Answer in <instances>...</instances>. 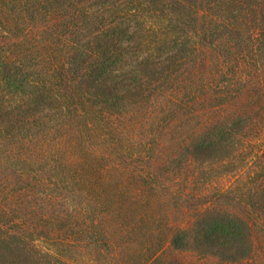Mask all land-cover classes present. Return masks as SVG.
Returning <instances> with one entry per match:
<instances>
[{
	"label": "trees",
	"instance_id": "16d2710c",
	"mask_svg": "<svg viewBox=\"0 0 264 264\" xmlns=\"http://www.w3.org/2000/svg\"><path fill=\"white\" fill-rule=\"evenodd\" d=\"M262 129L264 0H0V219L51 210L50 264H264Z\"/></svg>",
	"mask_w": 264,
	"mask_h": 264
},
{
	"label": "rangeland",
	"instance_id": "374dc122",
	"mask_svg": "<svg viewBox=\"0 0 264 264\" xmlns=\"http://www.w3.org/2000/svg\"><path fill=\"white\" fill-rule=\"evenodd\" d=\"M229 111V110H228ZM225 112V113H224ZM203 124L202 127L208 125V123L214 119L217 118L221 114L222 118L226 117L227 110L225 111V108L220 109H210L207 112H203ZM209 121V122H208ZM262 132V133H261ZM261 139L255 140L253 142L254 145H259L262 143L261 141L264 140V129L261 130ZM246 153H249L247 151ZM239 176L225 174L224 176H221V178H218V180L214 179V184L210 185V187L207 189H210L213 191L215 190V187L222 188V187H229L235 183V180ZM217 183V184H215ZM207 193V192H206ZM28 202H31L33 204H29V207H26V198H24V203L26 206H24V203L21 204V202L15 203V205L10 208L9 214L4 217V220L0 219V228L2 231L7 234L8 232H19L22 233L23 236L25 235L28 237V243L29 246H27L29 249H31V253L33 256L31 257V261L25 264H50V262L55 263V237L57 234H55V223L51 222H44V219L39 220L40 217H42L43 214H41L42 210L40 209V206L38 204L40 202H36V198L32 195L27 197ZM44 204V202H43ZM19 208V211H16V209ZM30 208L32 209L30 212ZM48 211L47 215L42 217L46 219H50L51 217V210ZM45 215V214H44ZM196 212L188 211L184 214L178 213L177 217L175 218L176 222V228L177 229H187L191 226V223L195 219ZM40 221V222H39ZM43 221V222H42ZM39 222V223H38ZM49 223V224H48ZM3 232V233H4ZM59 235H63V231L59 232ZM74 239V238H73ZM66 242H71V250H78V264H91V257L90 252L87 247H84L81 242H75L71 241V239L67 240ZM74 242V243H73ZM70 245V244H68ZM33 246V247H32ZM6 251V250H4ZM1 253V252H0ZM7 253V251H6ZM51 253V254H49ZM175 253L176 258L178 260H181L183 262H188L192 264H216L215 260L208 259V260H201L198 255H196L193 252L188 251H169V254L172 255ZM50 261V262H47Z\"/></svg>",
	"mask_w": 264,
	"mask_h": 264
}]
</instances>
